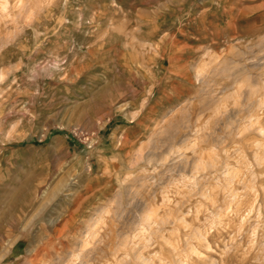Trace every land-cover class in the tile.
<instances>
[{
  "label": "rangeland",
  "instance_id": "374dc122",
  "mask_svg": "<svg viewBox=\"0 0 264 264\" xmlns=\"http://www.w3.org/2000/svg\"><path fill=\"white\" fill-rule=\"evenodd\" d=\"M0 264H264V0H0Z\"/></svg>",
  "mask_w": 264,
  "mask_h": 264
}]
</instances>
